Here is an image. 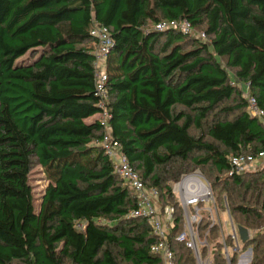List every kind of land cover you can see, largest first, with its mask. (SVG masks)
Listing matches in <instances>:
<instances>
[{"label":"trees","instance_id":"obj_1","mask_svg":"<svg viewBox=\"0 0 264 264\" xmlns=\"http://www.w3.org/2000/svg\"><path fill=\"white\" fill-rule=\"evenodd\" d=\"M183 19L206 39L155 28ZM96 25L115 40L109 129L145 185L176 208L172 236L181 230L172 184L203 169L218 207L257 231L242 253L264 264V176L224 178L229 156L264 148V119L233 85H249L264 109V0H0V264H163L150 225L130 216L137 194L105 154L106 126L87 122L102 113ZM35 164L49 182L39 208ZM171 242L177 264H196ZM211 255L227 264L220 239Z\"/></svg>","mask_w":264,"mask_h":264},{"label":"built area","instance_id":"obj_2","mask_svg":"<svg viewBox=\"0 0 264 264\" xmlns=\"http://www.w3.org/2000/svg\"><path fill=\"white\" fill-rule=\"evenodd\" d=\"M156 30L166 31L169 29H179L183 33L206 39L205 33L197 32L193 29L187 19L182 21H161L156 25ZM91 36L95 38L97 45L94 50V67L96 71V90L100 98V108L102 113L97 116L106 126L107 134L103 137L101 145L106 156L110 159L126 184H128L137 194L138 208L130 213V216L142 218L150 225L156 242L151 246V252L160 257L163 264H177L175 250L171 240L184 245L192 251L196 264H212L211 251L209 256L202 254L203 247L208 246L207 237L211 229L218 226L220 229L222 254L227 264H232L231 253L239 254L237 264H246L248 252L242 253L243 242L241 241L238 227L234 224L228 205L222 211L218 207L214 191L208 179L200 170L184 175L176 184V196L181 210V230L174 237L172 233L176 227V208L164 206L156 189L148 188L139 173L133 167L128 155L122 150L119 140L115 139L109 129L110 112L108 107L109 92L106 87L107 58L115 40L108 27L98 26L91 31ZM233 85L242 91L244 99L247 101L248 112L256 118L264 119V109L260 106L258 99L251 94L249 85L233 82ZM230 170L224 176L225 179L240 177L246 174L262 173L264 176V148L257 154H240L229 156ZM227 213L231 225V233L225 234L221 213ZM209 225L207 233L202 237L201 226ZM228 239L233 242L230 248ZM249 251H252L251 249ZM250 263V262H249Z\"/></svg>","mask_w":264,"mask_h":264},{"label":"rangeland","instance_id":"obj_3","mask_svg":"<svg viewBox=\"0 0 264 264\" xmlns=\"http://www.w3.org/2000/svg\"><path fill=\"white\" fill-rule=\"evenodd\" d=\"M232 73H234V72L232 71ZM97 119L98 118L93 117V118L88 119L87 122L88 123H91V122H93V121H95ZM207 140L210 141V138H207ZM198 170H200L204 174L203 169H198ZM205 176L212 183L211 179L207 175H205ZM30 184H31L32 189H33V197H34L35 206L37 208H39V206L41 204V198L44 195L47 187L49 186V182H48V180H47V178L45 176V173H44L43 168L41 166H38L37 164L34 165L33 170L31 172V175H30ZM172 187H173L174 195L176 196V194H177L176 193V191H177V188H176L177 185L176 184H172ZM236 220L238 221L239 219H236ZM221 221H222V227H223V230H224L225 234L226 235L227 234H230L231 233V225H230V221H229V218L227 216V213H225V212H222L221 213ZM207 232L208 231H205L204 234L207 233ZM219 232H220V229L218 231H216V234L214 236L212 235V236H210V238H208V246L209 247L206 248L207 252L205 253V256H209V251H211L213 249V247H215L217 240L218 239L221 240V235H219ZM256 233H257V231H252L251 236L254 237L256 235ZM246 252H248L247 254H251V256H252V253H253L252 251H249L248 250ZM211 257H212V255H211ZM249 258H250V255H247L246 264H249V262H250Z\"/></svg>","mask_w":264,"mask_h":264},{"label":"water","instance_id":"obj_4","mask_svg":"<svg viewBox=\"0 0 264 264\" xmlns=\"http://www.w3.org/2000/svg\"><path fill=\"white\" fill-rule=\"evenodd\" d=\"M238 231H239L240 238L243 244H247L252 239L250 235V231L247 228L240 226L238 227Z\"/></svg>","mask_w":264,"mask_h":264},{"label":"crops","instance_id":"obj_5","mask_svg":"<svg viewBox=\"0 0 264 264\" xmlns=\"http://www.w3.org/2000/svg\"><path fill=\"white\" fill-rule=\"evenodd\" d=\"M95 118H97V116H95ZM250 264V263H249Z\"/></svg>","mask_w":264,"mask_h":264}]
</instances>
